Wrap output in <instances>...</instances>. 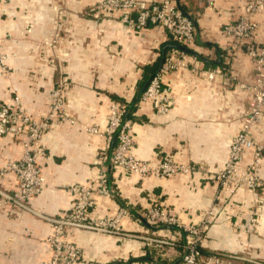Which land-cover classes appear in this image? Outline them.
<instances>
[{
	"label": "crops",
	"instance_id": "1",
	"mask_svg": "<svg viewBox=\"0 0 264 264\" xmlns=\"http://www.w3.org/2000/svg\"><path fill=\"white\" fill-rule=\"evenodd\" d=\"M100 1H0V36L6 38L10 72L9 77L0 72V102L11 104L15 92L25 112L41 121L50 112L51 91L61 85L70 119L54 123L41 139L42 153L36 160L45 189L31 201L32 210L49 218L63 216L73 205L70 186L88 184L102 170L108 173L115 143L108 144L105 127L109 107L117 102L126 106L132 121L138 159L156 165L171 155L195 171L168 179L111 172L113 195L95 196L89 218L97 221L122 211V237L68 228L64 240L80 250L81 263L178 261L183 250L176 248L182 241L176 230L148 228L141 219L152 204L171 208L183 225L208 223L200 247L203 257L244 256L264 262V209L260 227L247 228L263 189H235L234 179L231 193L215 180L251 106V60L243 51L228 53L222 33L224 25L238 19L247 0L179 1L197 32L185 66L165 77L173 101L165 115L155 114L150 103L141 102V95L164 56L174 50L172 41L158 27L135 32L116 14L95 17L91 9ZM255 19L256 42L264 43V14ZM217 70L213 81L202 75ZM90 128L98 132L91 134ZM253 134L256 141L264 140V118ZM22 152L19 139L0 138V168L19 160ZM252 163V151H247L240 171ZM257 172L264 185V160ZM0 188L13 190L14 176L0 181ZM51 231V223L39 216L0 206V264H44L51 256L46 242Z\"/></svg>",
	"mask_w": 264,
	"mask_h": 264
},
{
	"label": "built area",
	"instance_id": "2",
	"mask_svg": "<svg viewBox=\"0 0 264 264\" xmlns=\"http://www.w3.org/2000/svg\"><path fill=\"white\" fill-rule=\"evenodd\" d=\"M179 1L102 0L96 3L91 11L96 14L95 17L101 14L103 17L116 14L122 24L135 32H141L147 27L161 28L167 33L170 41L189 50L195 42L197 27L194 19L183 11ZM263 14L264 0H247L238 19L222 27L223 36L227 40L225 50L228 53L243 51L251 60L253 69L252 83L248 87L251 106L244 115L240 131L231 141L227 162L215 176L222 191H230L231 183L235 179L234 173L247 151H252L253 157V163L246 169L247 172L249 170L257 172V166L264 160V140L256 141L253 137L254 129L264 118V43H257L255 39L259 28L255 17ZM5 42L6 38L0 36V72L5 77H9L7 57L4 54ZM186 53L174 48L169 55H166L141 95V102L150 103L157 115L167 114L173 105L171 87L165 84L164 80L168 74L185 66ZM202 73L207 80L213 81L219 71ZM63 89V86L59 85L51 91L50 112L41 121H35L25 112L15 92L11 91L13 94L11 104L0 102V138L19 139L23 151L19 160L7 162L0 168V181L5 180L9 175H13L15 179L13 190L5 191L0 188V206L12 205L51 223L52 231L46 240L51 256L44 264H83L80 261V250L64 240L68 228L122 237L123 229L119 221L122 211L114 217L97 221L89 218V212L96 206L94 197L111 196L108 173L102 170L88 184L70 186L67 190L74 195L73 205L63 216L45 217L36 214L31 207V201L45 189L43 173L36 160L37 155L42 153L41 139L54 123L70 121L64 109ZM126 112V106L117 102L111 103L109 107L105 134L108 144L115 143L109 157L110 173L120 172L124 175L136 174L142 178L155 176L168 179L177 175H189L195 171L194 167L178 163L171 155L163 157L156 165L138 159L134 155L135 139L132 121L127 119ZM97 132L96 128L89 129L91 134ZM245 178L244 185L248 189H259L264 186L262 181L250 172L245 174ZM141 219L148 228L160 226L172 228L179 237H182V256L171 264H233V260L238 264H264L263 261L244 256L203 257L200 247L209 229L208 223L183 225L169 207L152 204L142 213ZM247 228L253 230L252 218Z\"/></svg>",
	"mask_w": 264,
	"mask_h": 264
},
{
	"label": "rangeland",
	"instance_id": "3",
	"mask_svg": "<svg viewBox=\"0 0 264 264\" xmlns=\"http://www.w3.org/2000/svg\"><path fill=\"white\" fill-rule=\"evenodd\" d=\"M240 169H241L240 167H237L236 172L234 173V175H235V177H234L235 178V183L233 185H234L235 189H239V188H246V189H248L246 187V185H244V184H246L245 174H249V172L253 176H256L258 179H260L259 176H257L258 175V172H254L252 170H249L248 172H247V170L241 172ZM261 188H259V189H261ZM262 189H263V194L260 195L258 197L257 201L255 202V208H256V210L258 209L257 210L258 212H256L255 215L252 216V227H253V230L254 231L260 227L261 221L263 219L262 213H263V209H264V188H262ZM249 190H251L253 192L254 191L256 192V190H258V189H250L249 188ZM262 223H264V222H262ZM167 243H169V242L167 241ZM181 256H182V253L180 255V258H181Z\"/></svg>",
	"mask_w": 264,
	"mask_h": 264
},
{
	"label": "trees",
	"instance_id": "4",
	"mask_svg": "<svg viewBox=\"0 0 264 264\" xmlns=\"http://www.w3.org/2000/svg\"><path fill=\"white\" fill-rule=\"evenodd\" d=\"M171 48H178V49H180V50H183V51H186L187 53H190V51L188 50V49H185L184 47H181V46H179V45H177L175 42H172V45H171ZM164 52H166V51H164ZM165 57V56H164ZM151 77H152V75H151ZM150 77V78H151ZM146 87V86H145ZM144 87V88H145ZM127 119H128V117H127ZM175 245H176V248H178V250H181V252H182V245H183V243H182V241H178V242H176L175 243Z\"/></svg>",
	"mask_w": 264,
	"mask_h": 264
},
{
	"label": "water",
	"instance_id": "5",
	"mask_svg": "<svg viewBox=\"0 0 264 264\" xmlns=\"http://www.w3.org/2000/svg\"><path fill=\"white\" fill-rule=\"evenodd\" d=\"M109 174H110V171L108 170V178H109ZM111 195H113L112 192H111Z\"/></svg>",
	"mask_w": 264,
	"mask_h": 264
}]
</instances>
